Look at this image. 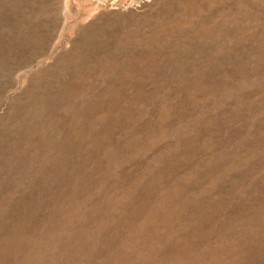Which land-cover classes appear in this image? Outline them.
<instances>
[{
  "label": "rangeland",
  "instance_id": "rangeland-1",
  "mask_svg": "<svg viewBox=\"0 0 264 264\" xmlns=\"http://www.w3.org/2000/svg\"><path fill=\"white\" fill-rule=\"evenodd\" d=\"M0 264H264V0H0Z\"/></svg>",
  "mask_w": 264,
  "mask_h": 264
}]
</instances>
